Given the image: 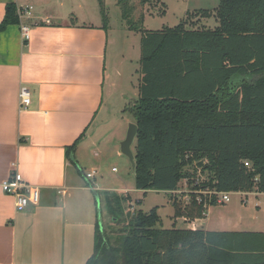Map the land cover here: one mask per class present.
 <instances>
[{
    "label": "trees",
    "instance_id": "obj_1",
    "mask_svg": "<svg viewBox=\"0 0 264 264\" xmlns=\"http://www.w3.org/2000/svg\"><path fill=\"white\" fill-rule=\"evenodd\" d=\"M123 2L127 30L141 34L138 94L124 109L138 127L135 188L169 193L173 220L186 223L219 204L201 191L264 194V0H220L214 13L188 14L214 17L213 29L181 23L158 31L140 28L143 17L134 21ZM97 3L106 29L105 0ZM18 24L8 5L0 30ZM77 142L66 149L74 166ZM183 181L185 202L172 195ZM103 196L126 228L110 238L97 222L85 264H264V232L164 229L158 208L128 218L121 204L129 197Z\"/></svg>",
    "mask_w": 264,
    "mask_h": 264
},
{
    "label": "crops",
    "instance_id": "obj_2",
    "mask_svg": "<svg viewBox=\"0 0 264 264\" xmlns=\"http://www.w3.org/2000/svg\"><path fill=\"white\" fill-rule=\"evenodd\" d=\"M8 5H15L19 24L0 30V184L16 171L39 189L40 202L18 212L0 187V264H65L83 238L93 239L94 250L92 196L107 191L78 171V155L99 145L97 133L109 118L134 122L124 113L121 71L108 58L112 28H103L97 0H0V23ZM21 26L29 29L28 40ZM77 139L76 167L66 149ZM198 222L186 228L202 229ZM81 255L67 264H85Z\"/></svg>",
    "mask_w": 264,
    "mask_h": 264
},
{
    "label": "rangeland",
    "instance_id": "obj_3",
    "mask_svg": "<svg viewBox=\"0 0 264 264\" xmlns=\"http://www.w3.org/2000/svg\"><path fill=\"white\" fill-rule=\"evenodd\" d=\"M118 1L105 0L110 21L109 26L112 28L108 58L110 66L118 67L121 71V92L127 96L125 103L128 104L138 94L137 71L141 34L127 30L126 23L121 17L122 6ZM125 2L123 3L126 8L129 7L128 9L131 10H129L130 15L134 21H138L141 16L143 17L139 27L145 30L158 31L173 28L181 23H186L189 29L200 26L213 29L218 25L214 17L207 20L202 19L200 22L195 18L187 21V17L189 13L202 10L214 13L219 7L220 0H147L146 3H141V0H125ZM114 102L116 109H118L117 106L123 104V96H121L120 101L115 98ZM129 124L127 118L120 114L104 122L96 137L99 145H95L90 150L87 149L84 157L78 155V165L81 168L79 171L86 176L90 167L94 166L97 174L94 179H91L93 184L97 183L99 187L107 189L106 192L118 197H129L127 202L121 204L126 217L129 218L136 211L148 213L151 209L158 208L157 212L161 219L162 228L171 229L173 225L177 229L186 228L187 223L181 220H173L172 199L168 194L156 191L142 192L135 188L129 160L120 153V142L125 139ZM132 151L134 152V144ZM198 179H202V176H199ZM81 181L83 182V180ZM179 189L188 190L189 186L182 182ZM99 194L102 201L100 209L102 227L105 233L112 238L118 234L117 232L126 228V221L119 223L111 217L103 201L104 191H99ZM92 199L95 202L94 195ZM93 207L96 208L95 204ZM95 212L97 216L98 211ZM197 226L207 231L217 232L256 230L264 232V194L255 192L229 193V202L210 206L206 217L200 220ZM67 248L69 251V247ZM82 253H85L83 259L85 262L93 253V239L86 242V239L83 238L81 245L77 247V251L73 255L76 254L83 258ZM73 255L70 256L68 253L63 260L64 263L67 264L71 258H75ZM47 260L43 264H58L57 261Z\"/></svg>",
    "mask_w": 264,
    "mask_h": 264
},
{
    "label": "built area",
    "instance_id": "obj_4",
    "mask_svg": "<svg viewBox=\"0 0 264 264\" xmlns=\"http://www.w3.org/2000/svg\"><path fill=\"white\" fill-rule=\"evenodd\" d=\"M24 13H26V10H24ZM29 29L25 26H21L20 32L22 35V38L24 40H28L29 34H28ZM20 103L21 105L28 106L29 105V99H28V92L25 88H22L20 90ZM245 166H248V163H245ZM14 167V166H13ZM95 176V171H92L90 173L86 174V179H92ZM186 185V181H183ZM0 187L2 191L10 195L14 198V205L16 211L20 212L25 210L28 207H35L39 204L40 202V191L37 188L31 187L28 185L24 179L22 178L21 174L13 171L10 176L4 180L1 184ZM190 193L189 189H178L175 192H172V195H177L178 198L182 201H188L189 196L188 194ZM58 194L64 195V191H58ZM199 194H202L203 196H216L218 199L219 204H225L229 202V193H216L213 191H201ZM198 202H200V199H197Z\"/></svg>",
    "mask_w": 264,
    "mask_h": 264
},
{
    "label": "water",
    "instance_id": "obj_5",
    "mask_svg": "<svg viewBox=\"0 0 264 264\" xmlns=\"http://www.w3.org/2000/svg\"><path fill=\"white\" fill-rule=\"evenodd\" d=\"M138 133V127L135 123H130L128 125V130L126 133V137L123 141L120 142V153L127 157L129 160V163L132 168L133 176L136 174V160H135V155L134 152L132 151V146L135 142L136 136ZM95 203H96V208H97V220L98 221V227L99 231L103 233V227H102V222H101V214H100V209H101V201L100 197L98 196L97 192H93Z\"/></svg>",
    "mask_w": 264,
    "mask_h": 264
}]
</instances>
